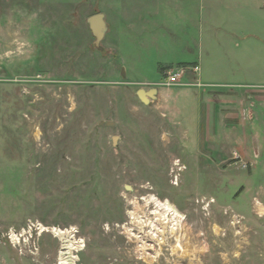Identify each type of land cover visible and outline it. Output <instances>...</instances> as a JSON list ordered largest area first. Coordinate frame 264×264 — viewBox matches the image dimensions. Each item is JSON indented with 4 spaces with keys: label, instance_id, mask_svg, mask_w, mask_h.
<instances>
[{
    "label": "rangeland",
    "instance_id": "rangeland-1",
    "mask_svg": "<svg viewBox=\"0 0 264 264\" xmlns=\"http://www.w3.org/2000/svg\"><path fill=\"white\" fill-rule=\"evenodd\" d=\"M259 1L234 32L210 0H0V264L68 258L42 227L76 230L77 264H264ZM157 88L166 107L138 95ZM182 90L233 91L232 109ZM150 196L182 218L161 242L131 219Z\"/></svg>",
    "mask_w": 264,
    "mask_h": 264
},
{
    "label": "bare ground",
    "instance_id": "bare-ground-1",
    "mask_svg": "<svg viewBox=\"0 0 264 264\" xmlns=\"http://www.w3.org/2000/svg\"><path fill=\"white\" fill-rule=\"evenodd\" d=\"M142 201L145 202V207L138 210L135 214H132V221L134 224H138L142 228L147 227L149 231V235L153 239L158 242L163 241L164 236L166 235V229H170L171 234H175L181 224V214L179 213L178 209L172 205L169 201H161L156 196H150L149 198H144ZM154 205L153 210L151 211L150 215L153 218L145 215V211L151 205ZM42 233L48 232L51 233L56 238L65 237L67 241L64 244V250H67L68 258H61V264H77L78 259L75 256L76 253L82 251L85 247V242L83 240H78L76 237V230H60V229H45L42 227ZM15 240L17 236L13 235ZM141 239L138 237L137 239ZM144 246H141V249ZM145 249V248H144ZM143 250V249H142ZM63 257V254H62Z\"/></svg>",
    "mask_w": 264,
    "mask_h": 264
},
{
    "label": "crops",
    "instance_id": "crops-1",
    "mask_svg": "<svg viewBox=\"0 0 264 264\" xmlns=\"http://www.w3.org/2000/svg\"><path fill=\"white\" fill-rule=\"evenodd\" d=\"M210 5H211L210 7L212 8V10H215V11H218V10L222 11L223 10L226 12V15L228 16V24L230 23V28L233 29L231 31L235 30L234 32H236L239 29H244L245 26L251 25L253 23V22H251V19H250L252 17L251 15L258 13V12L260 13L262 1L260 2L259 7L255 8L253 10V12L250 11L249 0H222L220 3H218L216 0H210ZM105 19H106V16H105ZM106 23H107V20H106ZM107 26H108V31H109V25L107 24ZM108 31H107V33H108ZM234 32H232V33H234ZM107 33H106V35H107ZM232 33H231V36L233 35ZM193 76L197 77V75H195V74H193ZM185 82L188 83V81H185ZM172 88H175V89L185 88V86H173V87H168V88L163 87L162 89H172ZM151 91H154V92L151 93ZM151 91L148 92L150 94H147L148 103L152 102L153 98L155 97L156 100L164 103L165 107L169 104L168 103L169 102L168 93H166L165 90L161 92V90L159 88H157V89H154ZM139 92H138V95H139ZM145 92L147 93V91H145ZM232 92L233 91H230V92L229 91L209 92V93L208 92H206V93L205 92L189 93V92H185V91H183V92L180 91V93H183L181 95H183L186 98H191L195 94L197 99L202 101V103L206 102V106L210 107V110H209L210 113L212 110L211 107H213L215 113L219 112V106L221 107L220 110H222V108H225L226 110L232 109V100L234 97Z\"/></svg>",
    "mask_w": 264,
    "mask_h": 264
},
{
    "label": "water",
    "instance_id": "water-1",
    "mask_svg": "<svg viewBox=\"0 0 264 264\" xmlns=\"http://www.w3.org/2000/svg\"><path fill=\"white\" fill-rule=\"evenodd\" d=\"M88 24H89V27L92 31L93 36L96 39L95 45H96V47H99L101 42L105 38L107 31H108V26L106 23L105 15L100 13V14H96V15L90 17L88 19ZM153 92L154 91H151V93H153ZM147 94H150V93H146L144 90H140V92H139V97L142 99V101L144 103H148ZM114 125L115 124L113 122H109V123L103 122L102 123L103 127H106V126L114 127ZM116 141H117V137L114 138V142H116Z\"/></svg>",
    "mask_w": 264,
    "mask_h": 264
},
{
    "label": "built area",
    "instance_id": "built-area-1",
    "mask_svg": "<svg viewBox=\"0 0 264 264\" xmlns=\"http://www.w3.org/2000/svg\"><path fill=\"white\" fill-rule=\"evenodd\" d=\"M199 68L196 67L195 69H193V71L196 73L198 72ZM184 74V70H178V71H172L168 76H167V80L165 81V85L168 87H173V86H182L183 84H181V78L182 75ZM40 231V230H39ZM15 235L17 236V239L15 240V238H13L12 236ZM22 238V235H18L16 232H11L9 235V239L12 242H16V241H20Z\"/></svg>",
    "mask_w": 264,
    "mask_h": 264
}]
</instances>
